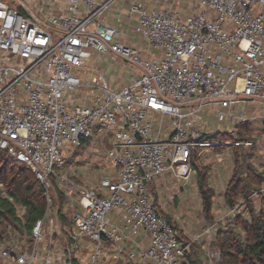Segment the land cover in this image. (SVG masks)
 Wrapping results in <instances>:
<instances>
[{"label":"built area","instance_id":"1","mask_svg":"<svg viewBox=\"0 0 264 264\" xmlns=\"http://www.w3.org/2000/svg\"><path fill=\"white\" fill-rule=\"evenodd\" d=\"M117 1L0 0V149L45 202L28 235L0 236V264H189L202 239L215 264L211 235L247 213L245 199L185 242L187 214L167 208L180 188L160 201L151 187L229 168L205 148L256 147L263 181L248 198L264 194V0H127L118 16L135 21L141 48L105 21ZM103 55L128 68L125 85L96 68ZM76 155L80 167L63 166ZM0 194L13 202L1 181Z\"/></svg>","mask_w":264,"mask_h":264},{"label":"trees","instance_id":"2","mask_svg":"<svg viewBox=\"0 0 264 264\" xmlns=\"http://www.w3.org/2000/svg\"><path fill=\"white\" fill-rule=\"evenodd\" d=\"M220 136L228 137L225 133ZM217 137L219 135L215 137L209 135L207 138L216 139ZM240 149L232 148L235 168L227 183L224 200L227 205L231 206L239 198H244L247 202V216L234 217L215 233L211 242V245L219 251V259L215 264H264V194L260 197L257 209L253 207L252 200L248 198V195L260 186L263 177L255 172L248 162L254 147L249 148L246 152H241ZM206 176L207 172L205 171L201 172L200 176L198 173L197 184L202 214L208 223H211L213 191L208 187ZM0 181L5 191L13 197V202H9L0 194V236L2 237L9 227L19 228L29 233L36 220L42 217L45 208L40 183L23 164L18 163L1 149ZM14 204L25 207L23 221L16 217ZM179 235L181 238L180 229ZM183 241L189 242V238ZM192 244L190 243V245ZM190 255L193 257L191 258ZM187 259L189 264H202L196 254H188ZM72 264L77 263L73 260Z\"/></svg>","mask_w":264,"mask_h":264},{"label":"rangeland","instance_id":"3","mask_svg":"<svg viewBox=\"0 0 264 264\" xmlns=\"http://www.w3.org/2000/svg\"><path fill=\"white\" fill-rule=\"evenodd\" d=\"M116 25V24H115ZM135 26V21L133 19H125L124 20V24L122 27V31L125 35V41L128 42L129 44H134L136 47L141 48L144 45L143 40L136 36L133 32V27ZM103 60L102 61H95V66L96 68L103 72L108 80V82L111 84V86L113 87H121L122 85H125L128 81V68H126V66L122 65L120 62H118V60L114 59L112 56L110 55H103L102 56ZM92 61V60H91ZM91 63V62H90ZM213 116H210V119L212 120ZM252 131L255 132L254 128L251 127ZM245 131V129H244ZM246 132H249V130H247L246 128ZM248 134H252L251 132H249ZM220 137V136H219ZM223 138V137H222ZM229 138L226 137L224 138L225 140H227ZM229 140V139H228ZM264 142V140H263ZM226 143H230V141H227ZM241 148V152H246L247 149H243ZM207 152V154H206ZM200 154L202 155L203 158H207V161H213L215 164H217V162L221 163H230V159L233 155L232 153V147L230 145H225L223 148L219 149V150H214V148H205L202 149V151L200 152ZM76 167H80L82 165L81 159L80 157L77 158L76 156H73L65 165H70V164H74L76 163ZM15 166V165H14ZM192 169L196 170L195 165L191 166ZM55 170H58L59 167L55 165L54 167ZM209 169V167L207 168V166H201L199 167V171H197V173H199V176L201 174V172L205 171L207 172V170ZM210 173V175L208 174L206 176V180H207V184L211 185V186H216L217 184H219V182L217 181L215 183L214 177L211 174V170L208 172ZM194 178H192L189 181V183L187 184V186L181 187L183 185V183L180 181V179H175L172 182L170 181H166L162 183V189H160L159 191V198L162 199V201L166 200L169 197V193L168 191H173L174 192V187L175 188H180L179 189V193L176 194L175 196V200H174V204L175 206H180L183 205V203H186V205L188 207H190L191 211L193 212L192 214L194 215L195 221H197L198 219L200 220V215H201V204H200V200H199V196L197 195V192L199 190L198 187L194 186ZM168 184V185H167ZM165 186H171V189H169L167 191V189L165 188ZM213 195L215 196L216 193H213ZM260 197H257L256 199H251L252 200V204L253 207L255 209H257L259 207V203H260ZM241 199V198H239ZM238 199V200H239ZM220 200V208H223V201L222 198L219 197ZM61 202L59 204H54V208L57 209L58 206H60ZM247 204V202L245 203ZM173 203L172 204H168L167 207L168 209H173ZM223 209H227V206H225ZM222 214V212H217V215ZM247 216V213L245 214ZM186 227H191L194 228V225L191 222H186ZM188 254H196L198 255L200 261L202 262V264H207V252L205 249H200V247L195 244V242H193L192 245L189 246L188 248ZM191 256V255H190ZM189 256V257H190ZM193 256H191L192 258ZM196 264V263H195Z\"/></svg>","mask_w":264,"mask_h":264},{"label":"crops","instance_id":"4","mask_svg":"<svg viewBox=\"0 0 264 264\" xmlns=\"http://www.w3.org/2000/svg\"><path fill=\"white\" fill-rule=\"evenodd\" d=\"M127 7V0L125 1H117L114 3L113 5V8L112 10H110L109 12H107L105 14V21L108 22V23H111V24H116L117 26H123L124 24V20L125 19H120L119 16H118V11L122 10L123 8H126ZM122 28V27H121ZM221 149V148H219ZM218 149V150H219ZM244 149V148H243ZM249 149H247L248 151ZM233 153V151H232ZM254 153H258L256 152V147H254V151L253 153L250 155V157L248 158V162L249 164L252 166V158H253V154ZM207 154V152H206ZM234 156L232 155L231 159H230V163H226L229 165V168L226 169V167H222V166H219L218 165V168L215 170V171H211L212 172V175L214 177V180H215V183L218 181L219 184H217L216 186H211L208 184V187H210L213 191V193H216V195L212 196V208H211V214H212V221L216 220L219 215H217V211L219 210L220 212H224L225 209H223L227 204L225 203V200H224V192L222 191V188L223 187H227V183L228 181L230 180L232 174H233V171H234V168H235V165H234ZM213 165L214 166H217L214 162H213ZM253 167V166H252ZM208 168V167H207ZM254 171L257 172L258 174H260L257 169H255L253 167ZM211 170V168H209L207 170V175L210 173H208L209 171ZM197 171H199V169H197ZM197 171L194 172V174L192 175V178H194V186L195 187H198V184H197ZM211 176V175H210ZM170 181L172 182L173 179L170 178V176L168 175H162V176H158L156 177L153 182H152V190H153V196L156 197L158 200L162 201V199L159 198V190L162 189V183L163 182H166V181ZM226 184V186H225ZM168 185V184H167ZM165 188L167 189V191L169 189H171V186H165ZM175 188V187H174ZM181 188V187H180ZM226 189V188H225ZM170 191H168L169 193ZM170 194V193H169ZM197 195L199 196V193L197 192ZM219 197L222 198V201H223V208L221 209L220 208V200H219ZM199 200H200V197H199ZM175 202H173V209H168L170 212H178L179 214L181 215H186V218L184 219V223H185V228H186V232L182 231L180 228V232H181V238L184 240V239H188L189 236L191 234H194L203 224L205 223H208V221L206 220V218L203 216L202 214V208H200L201 210V215H200V220L198 219L197 221H195V218H194V215L195 214H192L193 212L191 211L190 207H188L186 205V203H183V205H180V206H175L174 204ZM200 204H201V201H200ZM168 208V207H167ZM189 208L190 212L187 211V209ZM186 222H191L193 225H194V228H191V227H186ZM225 225L222 224L221 226H219V228L211 235V239L213 238V236L215 235V233L221 228V227H224ZM27 233V232H26ZM28 235V233H27ZM212 242V240H211ZM195 244H197L200 249H205V244L203 242V239L200 240L199 242H195ZM212 246V245H211ZM212 248H214L212 246Z\"/></svg>","mask_w":264,"mask_h":264}]
</instances>
